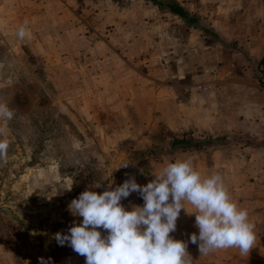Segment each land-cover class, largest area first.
<instances>
[{"label":"rangeland","instance_id":"374dc122","mask_svg":"<svg viewBox=\"0 0 264 264\" xmlns=\"http://www.w3.org/2000/svg\"><path fill=\"white\" fill-rule=\"evenodd\" d=\"M173 1L192 22L152 0H0V102L15 112L0 161V264L49 260L74 217L70 202L107 174L113 187L130 176L148 183L187 154L264 142L261 111L253 113L264 110V0ZM95 65L98 73L147 78L161 106L126 103L110 82L104 94L113 110L83 113V89L94 96L105 83L88 80ZM217 123L225 128H206Z\"/></svg>","mask_w":264,"mask_h":264},{"label":"clouds","instance_id":"9594fccd","mask_svg":"<svg viewBox=\"0 0 264 264\" xmlns=\"http://www.w3.org/2000/svg\"><path fill=\"white\" fill-rule=\"evenodd\" d=\"M16 35L21 40L29 35L27 21ZM14 116L9 104L0 102V161L5 163L12 143L6 122ZM109 177L103 180L108 181L106 186L94 182L70 202L69 211L82 217V222L74 221L67 233L58 232L55 237L59 245L67 243L85 257V264H192L189 242L198 244L200 255L227 248L248 254L254 246L255 224L248 209L233 199L220 173L202 175L191 158L167 163L146 185L130 176L113 187ZM101 187V193L94 190ZM133 192L144 204H132L128 210L121 201ZM186 204L194 211L189 212ZM182 210L195 213L199 229L187 241L170 235L177 229ZM40 264H50V258H40Z\"/></svg>","mask_w":264,"mask_h":264},{"label":"crops","instance_id":"0c3cea01","mask_svg":"<svg viewBox=\"0 0 264 264\" xmlns=\"http://www.w3.org/2000/svg\"><path fill=\"white\" fill-rule=\"evenodd\" d=\"M125 52V51H124ZM258 55L256 54V57ZM259 72L264 76V50L258 56ZM94 65V64H93ZM94 69V66H93ZM138 75H127L124 73H113L103 74L97 72V66L95 65V71L87 75L88 80L91 81H105L103 84H99L95 90V98L93 96V88L90 90L83 89L82 97L85 99H79L77 107L83 113L98 114L105 112L106 115L113 110L115 102L108 100V96L104 94L107 92V88L111 83H116L121 87L122 94L124 95L126 103H132L138 105L140 101L137 99H148L153 102L152 111L154 106L157 104L161 106L162 102L157 101L156 97L160 93L158 87H152V83L147 81V78L140 77ZM119 81L121 83H119ZM159 84L160 82L157 81ZM148 89V92H147ZM258 90L255 89L254 93ZM250 91H244L245 97L244 103L249 104L250 108L256 110L257 102H252V99H247ZM148 93V94H147ZM264 96V90H262ZM88 98V99H87ZM94 98V100H93ZM172 101V96H170ZM86 104V106H84ZM123 104V101H121ZM177 108V104L171 105L170 113L172 110ZM262 108V107H261ZM252 109V110H253ZM85 110V111H84ZM89 110V111H88ZM247 111V110H246ZM261 111L260 121L257 124L258 128L263 127L264 124V110L257 109L255 112L259 114ZM95 126L98 127H109L112 128V123L108 122L103 125L100 122H96ZM206 128H210L212 131L220 130L225 128L220 124L207 125ZM264 130V128H263ZM259 137V136H257ZM262 138H254V143L257 147H243L240 145H248L251 143L238 142L235 143L233 148L229 151L223 150L220 144L214 146L211 152L207 153H190L187 154V158H191L194 163V167L201 172L202 175H210L214 172H218L224 178L225 184L229 189V192L234 200H236L241 207L247 208L249 212L250 220L255 224V243L253 248L248 254H241L237 248L219 249L210 252L207 255H200L198 244L188 243V252L192 257V264H264V142H261ZM243 145V146H244ZM109 177L107 174L105 178ZM110 178V177H109ZM108 183L105 180L104 186ZM140 184V181L137 182ZM146 181L140 185H146ZM100 190H104L101 187ZM126 209L131 210V205L143 206L144 201L142 197L133 192L128 197V200L122 202ZM186 208L189 212L194 211L191 205L186 204ZM82 217H71L67 225V231L76 223L82 222ZM102 235L107 233L104 230ZM199 229L195 226V213L187 214L184 210L177 220V229L170 235L175 239L189 240V237L196 233L198 235ZM49 258H53L55 264H85V257L75 253L72 248L65 243V245L53 248L49 253ZM53 262V263H54Z\"/></svg>","mask_w":264,"mask_h":264},{"label":"trees","instance_id":"16d2710c","mask_svg":"<svg viewBox=\"0 0 264 264\" xmlns=\"http://www.w3.org/2000/svg\"><path fill=\"white\" fill-rule=\"evenodd\" d=\"M152 1L159 8L163 9L164 7H166L170 12L179 15L180 17H182L183 19H185L189 22H192V20H193L192 18H189L185 9L173 0H165L166 4H164L163 2L161 3L157 0H152ZM184 141L186 142V140H183V142Z\"/></svg>","mask_w":264,"mask_h":264}]
</instances>
